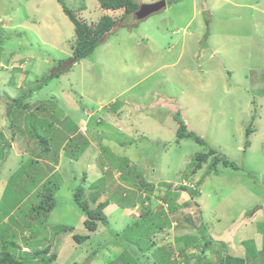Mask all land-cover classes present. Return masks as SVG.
<instances>
[{"label": "rangeland", "instance_id": "1", "mask_svg": "<svg viewBox=\"0 0 264 264\" xmlns=\"http://www.w3.org/2000/svg\"><path fill=\"white\" fill-rule=\"evenodd\" d=\"M60 1L87 24L107 15L99 0ZM133 1L139 9L151 0ZM113 18L117 24L94 53L71 66L76 34L58 0H0V145L9 140L11 147H0L2 234L29 253L50 245L51 264H152L158 256V264H170L166 255L151 256L152 243L168 245L177 264H216L218 255L244 257L241 241L254 252L248 264H264V0H167L142 21ZM177 114L202 146L193 136L177 137ZM40 119L65 121L69 137L79 131L90 147L77 161L59 150L54 209L29 225L41 200L38 168L54 155L41 153L38 137L25 131ZM34 132L49 138L41 126ZM209 148L219 162L209 158L194 175L195 156ZM31 153L39 164L23 174L37 175L34 182L4 196ZM117 164L127 165L133 188L120 183ZM93 182L104 186L94 198L87 193L89 204L109 199V224L90 233L73 193ZM146 183L152 193L140 188ZM61 227L73 231L55 234ZM74 234L90 238L77 244ZM194 245L190 261L178 255ZM8 252L20 256L17 248Z\"/></svg>", "mask_w": 264, "mask_h": 264}, {"label": "trees", "instance_id": "2", "mask_svg": "<svg viewBox=\"0 0 264 264\" xmlns=\"http://www.w3.org/2000/svg\"><path fill=\"white\" fill-rule=\"evenodd\" d=\"M153 1H156V0H153ZM58 2L62 6L63 13L67 16L69 21L73 24L74 31L76 34V41H75V44H74V46L72 48V52H71V56H72V58L70 59L71 63L79 62L80 60L85 59L94 53L95 49L98 47L99 43L103 40L104 36L106 34H108L109 32H111V30L113 29V27L117 23L115 18H113L114 15H118L119 21L120 20L122 21L126 17L133 16L135 11L137 10V6L133 0H99V8L101 10H103L104 12H106L107 15L103 16L95 24L94 23L93 24H87L86 22L82 21L81 19L76 18L74 13L69 8H67L66 5L63 4L62 1L58 0ZM56 76H58V75H56ZM17 102H19L18 106H21L22 108H24V110L28 109L27 104H23L22 101H17ZM36 110L38 112H39V110L43 111L42 106L41 105L37 106ZM174 119L178 123V129H177L176 134H177V137L179 139L193 136V139L200 146L203 145V140H201L199 137H197L195 135H192L191 133H189L187 131L185 123L182 121V119L179 117L178 114L174 116ZM41 121L43 122V119H40L35 123L34 129H33V127L28 128L27 126H25V131L28 134V136H30L31 139H33V140L37 139V137H38V143L42 147V149H41L42 153H47V152L51 151L52 154H54V155L49 157V158H51L50 159L51 163L54 166V165L58 164V157H59L58 152L60 150L61 143L67 137V132H64L61 129H57L56 124L59 123V125L64 127L66 122L65 121L60 122V120L59 121L57 120L56 122H58V123H55V119H54L48 124H42ZM13 126L14 125H12V127ZM38 126H41L43 131L50 133L49 138L37 136V132H34V131L36 130V128ZM69 127H71V125H69ZM65 130L67 131V129H65ZM53 131H54V133H52ZM250 134H251V130L249 128L246 130V133H245L246 136L245 137L248 138V136ZM11 138L13 140H15L14 139L15 138L14 132H13ZM68 139H69L68 142H66L64 144L62 149H64L65 151L71 152L70 158L73 161H77L80 154L84 153V151H86V149H88L90 147V143H89L88 139L85 136H82L81 134L72 135V136L68 137ZM49 141H51V143H49ZM249 145H250L249 142L246 140L244 142V148L245 147L248 148ZM57 146H58V148H57ZM0 147H2V148L9 147V142H6L5 144H3ZM54 148H56V149H54ZM211 157L213 158V166H214L219 162V159L221 156L220 155L217 156V152H215V150L211 149V148L208 149V152L199 153L197 156H195V160L197 161V163H196L195 168L192 169L193 174L195 175V173L197 172V169H200L202 164L204 162L208 161L209 158H211ZM74 159H76V160H74ZM222 162L224 164H230V167L235 168L233 163H229L225 159L222 160ZM22 163L23 162H21V164ZM34 164H39V163L36 162L33 157H30L29 159H27L25 161V163H23L19 167L18 171L16 172L17 174L21 175L20 179H17V180L14 179L16 173L14 175H12L8 179V182H7V184L4 188V191H3V194L5 196V192L7 189L10 190L13 188V191L15 192V190L23 188L24 186L27 187L31 183V181L35 180V177H37V175H38L37 181H39V184L41 186L39 189L41 200L35 209H31L32 212L35 213V215L33 216V213H31L32 214L31 220L29 223H26L29 225L33 224V223L34 224H37V223L40 224L41 222H43V218H46V216L54 209V199H55L54 198V192H57L59 189V187L56 184L52 183V181H56L55 178L58 174H57V172L53 171L52 167H47L48 165H46V166L40 165L38 168V171H37V175L34 177L29 176V173L26 175L23 174L25 172V170L28 172L32 169V167L34 168ZM116 166L120 169V172H121V177H119L120 182L126 181L130 185L135 186L134 182L132 183V181H130L128 179V176L126 174V170H124V168H123V167H127V165L120 166L119 164H117ZM115 167H112V168H115ZM48 172L50 175L48 174ZM208 172H209V170H208ZM32 173H33V171H32ZM22 179H23V181L25 179L23 186H22ZM18 180L20 181V184L18 183ZM100 186L103 187L104 184L98 183V182H93L88 187L87 191H85V189L81 187V188H78L73 193V200L76 203L77 208L82 212V214L85 217L84 226H85L86 230L90 233H94L97 230V227L99 225L108 226V224H109V220L107 219L106 215L104 214L105 208L107 207V205L110 204L109 199L105 198L106 200L98 202L97 198H95L92 202V205L90 206V204H89L90 199L87 196V193L92 192L90 198H94V195L97 191L102 193V191H100V189H99ZM140 188L143 189L144 191H147L148 193L149 192L152 193V190H154V185H152L150 183H146V184H142L140 186ZM180 189L183 191L188 190L190 192V194H193V192H194L193 190H191L185 186H181ZM41 190H42V192H41ZM2 197H3V195H2ZM119 197L121 199H124L127 201L132 200V198H130L128 195L126 196V198L123 197V194ZM143 198H144V200L142 201V205L150 197H148L146 195ZM110 200H112V199H110ZM132 205H130V208L135 206L134 203ZM148 207H149V205L145 206L144 208H148ZM149 214H151L150 210L147 211L146 213H144V211H139L138 216L135 217V219L138 218L141 220L144 216H148ZM157 215H159V216L163 215L164 216L163 212H160V213L158 212ZM134 225H135V223H134ZM25 227L27 228L26 230H28V232H30L26 225H25ZM25 227H23V228L25 229ZM177 227H178V224H177ZM5 230H6V228H5ZM161 230H162L161 226L160 227L157 226V228L155 229L156 233L161 232ZM60 231H64V232L71 231L72 232L73 228L61 227V229H59L58 231L56 229H54L55 234H58ZM89 238H90L89 235H84V236H80L78 234L73 235V240L77 244H81V243L85 242L86 240H88ZM202 242L203 241H201L200 244ZM239 244L245 245L246 255L244 257H237L236 258V257H231V256L226 255L224 258H220V256L218 255V258L215 260L216 264H248L251 261L252 255H254L253 254L254 252L252 251L249 243H244V241H241V242H239ZM49 246L43 250H36V251L30 252V253H29V251H21V247L19 248V246L16 243L8 240L7 236L2 234V230H0V264H25V262L27 264H38L39 261L44 263V264H51L56 259V253L53 252L51 254ZM9 247L19 249L20 256L17 257L16 255L9 253L8 252ZM196 247H198V246H196ZM151 248H154L151 256H155L156 254L159 255L158 253H161V255H163V256L166 255L165 258L163 257L162 260L167 259L168 263H170V264H177L178 263V261L176 259H174V260L171 259L172 251H170V252L168 251L170 249V247L168 245L160 247L157 245L155 246V244L152 243ZM195 249L196 248L194 245V247L190 250L195 251ZM186 250H188V249H185V248L181 249L179 251L178 255L183 257L186 261L187 260L190 261V258L192 256L196 255V251L194 252L193 255H188V254H186ZM262 251H264V234H262L261 252ZM21 255H29V256L27 257V259H25V257H23ZM159 257L160 256H158V258H156L157 263L154 260V263H152V264H158L159 263ZM73 264H77V263H73ZM207 264H215V263L209 262Z\"/></svg>", "mask_w": 264, "mask_h": 264}, {"label": "water", "instance_id": "3", "mask_svg": "<svg viewBox=\"0 0 264 264\" xmlns=\"http://www.w3.org/2000/svg\"><path fill=\"white\" fill-rule=\"evenodd\" d=\"M166 5L165 0H160L153 3H148L146 5L141 6L134 13V19L136 21H142L149 17L150 15L162 10Z\"/></svg>", "mask_w": 264, "mask_h": 264}, {"label": "crops", "instance_id": "4", "mask_svg": "<svg viewBox=\"0 0 264 264\" xmlns=\"http://www.w3.org/2000/svg\"><path fill=\"white\" fill-rule=\"evenodd\" d=\"M151 2V1H150ZM117 24V23H116ZM60 122H64V121H62V120H60ZM55 123H58V122H56V120H55ZM56 128L57 129H61V130H63L64 132H67L65 129H66V127L64 126V127H62L61 125H59V123L58 124H56ZM79 132V131H78ZM78 132H75L74 134H72V135H76V134H78ZM52 133H54V131L52 132ZM0 135H1V137L3 138V134L2 133H0ZM72 135H70V136H72ZM68 137H69V133L67 132V137L63 140V142L61 143V147H60V149H62V147L64 146V144L66 143V142H68ZM2 138H0V144L2 143L1 142V139ZM15 139V138H14ZM6 142H9V147L8 148H11L10 147V141L9 140H6ZM6 142H3V144H5ZM1 146V145H0ZM41 152V151H40ZM42 153V152H41ZM31 157H33V158H35V153H31ZM37 157H39V156H37ZM59 158L60 157H58V164L57 165H52V163H51V160H48V159H44V160H46L47 162H45V161H42L43 163L42 164H44V165H47L48 164V166L49 167H52L53 168V171H55L54 170V168L56 167H58L59 165H60V163H59ZM1 179V178H0ZM199 193V192H198ZM135 208H136V205H135ZM125 213H126V211H124V213H122L121 214V217H124L125 216ZM129 216H131L130 214H129ZM131 217H133V216H131ZM3 220H5V221H7V217L5 216L4 218H3ZM174 228H177V225H176V227H174ZM188 236V235H187ZM175 240L177 241V239H176V237H175ZM178 242V241H177ZM261 245H262V241H261ZM24 250H27V249H25V248H23ZM193 251L192 250H190V249H188V250H186V254H191Z\"/></svg>", "mask_w": 264, "mask_h": 264}, {"label": "clouds", "instance_id": "5", "mask_svg": "<svg viewBox=\"0 0 264 264\" xmlns=\"http://www.w3.org/2000/svg\"><path fill=\"white\" fill-rule=\"evenodd\" d=\"M148 1H149V0H148ZM157 1H160V0H156V1L151 0V2H149V3H153V2H157ZM166 1H167V0H165V2H166ZM132 17H133V19H134V15H133ZM134 20H135V19H134ZM135 21H136V20H135ZM115 25H116V24H115ZM114 27H115V26H114ZM114 27H113V28H114ZM71 58H72V57H71ZM80 61H81V60H80ZM75 63H76V62H75ZM69 64L72 66V64H74V63H71V62H70ZM80 133H81V132H80ZM116 167H117V166H116ZM116 167H115V168H116ZM118 170H119V174H120V177H121L120 169L117 168L116 171H118ZM120 183H121V182H120ZM124 184H125L126 186H128L129 188H133V186L130 185V184L127 185V183L123 182V185H124ZM150 184H151V183H150ZM185 186H186V185H185ZM154 189H155V187H154ZM129 190H131V189H129ZM3 221H4V220H3ZM25 249H26V248H25ZM24 251H26V250H24ZM27 251H28V250H27ZM194 252H195V251H193L191 254H188V255H193ZM177 256H178V255H177ZM182 258H183V257H182Z\"/></svg>", "mask_w": 264, "mask_h": 264}]
</instances>
